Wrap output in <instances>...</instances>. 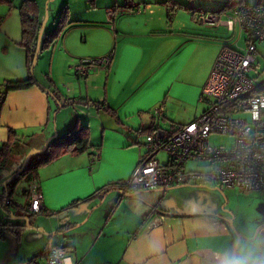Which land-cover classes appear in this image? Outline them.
Segmentation results:
<instances>
[{
    "label": "crops",
    "instance_id": "0c3cea01",
    "mask_svg": "<svg viewBox=\"0 0 264 264\" xmlns=\"http://www.w3.org/2000/svg\"><path fill=\"white\" fill-rule=\"evenodd\" d=\"M54 1L56 18L66 5L65 19L70 23L49 49L40 51L33 70L37 84L5 96L0 146L13 129L22 147L34 152L50 138L82 125L89 127L91 146L77 155L63 153L39 168L38 179L29 181L26 201L31 188L37 187L45 209L42 214L51 217L35 218L32 223L30 218L0 220L23 225L18 235L7 232L0 239L8 243V253L11 250L8 264L43 258L49 243L63 246L72 264H215L216 254L232 247L237 234L239 241L249 236L248 222L239 219L237 224L236 211L225 215L148 207L138 202V196L122 193L114 185L146 156L147 134L168 137L206 108L201 96L217 55L225 46H244L245 32L225 24L233 10L215 13L226 0H191L196 12L219 15V22L209 24L187 9L170 11L166 0ZM19 3H0V80L29 75L27 53L19 45ZM39 18L43 22V13ZM46 22L47 18L43 32ZM256 47L257 56L264 50V40ZM111 51L113 61L107 70L83 75L74 70L81 58ZM44 88H54L58 99ZM62 98L67 101L64 105L59 104ZM159 106L164 112L161 117L153 114ZM96 152L98 157L92 160ZM159 154L153 157L166 163L168 156L162 162ZM7 167L0 173V194L15 171ZM14 214H20L18 209ZM258 225L255 232L264 235V223ZM59 228L66 232L53 234Z\"/></svg>",
    "mask_w": 264,
    "mask_h": 264
},
{
    "label": "built area",
    "instance_id": "2783aa9c",
    "mask_svg": "<svg viewBox=\"0 0 264 264\" xmlns=\"http://www.w3.org/2000/svg\"><path fill=\"white\" fill-rule=\"evenodd\" d=\"M201 22L215 24L219 15L201 11ZM225 24L230 30L240 27L246 34L244 46H225L216 57L201 100L207 103L202 113L179 126L170 136L147 134L146 156L130 175L114 186L122 193L161 189L190 183H214L242 192H264V79L250 75L256 61V45L264 40V0L235 8ZM113 51L96 57L81 58L74 66L76 73L107 70ZM153 114L163 116L161 106ZM233 137L229 146L209 142L212 133ZM163 150L167 161L160 164L153 155ZM98 153L92 156L96 160ZM195 164L196 168L188 166ZM10 205L9 196L1 194ZM23 210L29 214L43 213L40 190L33 186ZM29 264H72L66 249L50 243L43 258Z\"/></svg>",
    "mask_w": 264,
    "mask_h": 264
},
{
    "label": "trees",
    "instance_id": "16d2710c",
    "mask_svg": "<svg viewBox=\"0 0 264 264\" xmlns=\"http://www.w3.org/2000/svg\"><path fill=\"white\" fill-rule=\"evenodd\" d=\"M0 3L11 5L12 0H0ZM165 4L170 11L177 8L187 9L192 12L194 18L198 19L199 11L196 12V7L191 5V0H187L186 3H182L179 0H166ZM243 4V0H226L221 9L215 13H220L221 11H232ZM66 13L67 6L65 5L59 13V17L54 28H52L49 32H43L39 46V53L40 51L49 48L59 37L62 30L70 23V21L65 19L67 16ZM19 14L21 20V40L19 45L24 47L26 50L29 75L25 78L0 80V113L3 101L8 92L26 89L37 84L34 73L31 72L33 58L37 51L38 33L42 25V21L39 18L37 2L35 0H21L19 4ZM49 87H52L51 83ZM50 89L51 91L49 89L48 91L51 96L58 99V96L54 90H52L54 88ZM59 104L64 105L66 104V101ZM23 145L24 143L20 141V138H18L17 132L13 129H9L8 140L0 146V173L3 169H5L11 158H15L16 155L21 153V147ZM90 146V130L87 125L74 126L66 132L50 138L42 149L29 154L27 160L25 162L23 161L16 173H13L5 180L2 194L10 197L20 178H26L28 181L38 179L39 168L57 159L63 153L69 152L77 155L86 151ZM2 204L13 215L14 212L9 210L3 202ZM43 212H45V209H43ZM22 226L23 225L16 224L11 220L0 221V239H4L7 232L18 235ZM63 230L65 229H58V231Z\"/></svg>",
    "mask_w": 264,
    "mask_h": 264
},
{
    "label": "rangeland",
    "instance_id": "374dc122",
    "mask_svg": "<svg viewBox=\"0 0 264 264\" xmlns=\"http://www.w3.org/2000/svg\"><path fill=\"white\" fill-rule=\"evenodd\" d=\"M35 1L37 2L39 12L43 13V21L45 20V18H47L45 32H49L52 27L54 28L58 20L56 18L57 13L54 14V7L57 3L54 0ZM19 2H21V0H19ZM54 19H56L55 22ZM256 57L257 63L253 66L250 75L252 77H255V79H264V50H262V52ZM40 66V63L36 66L35 75H38ZM209 142L216 146H229L233 142V137L216 132L212 133L209 136ZM29 152V150L25 149L24 147H21V153L19 154L24 153V157L16 155L14 159L11 158L12 161L8 163L7 168L14 169V173H16L17 169L22 165L23 161L25 160V157L28 155ZM159 152L160 160H162V162H165L167 153L163 150H160ZM188 166L196 168L195 164H188ZM28 183L29 181L26 178H20L17 184L15 185L12 195L10 196L13 202L16 204L12 208H10L11 211L14 212L15 209H18L20 214L13 213L12 215L3 206L1 201L2 199L0 198V220L12 219L18 221L23 218V220H25L26 222L27 218H30V223H32L35 218L40 217L44 219L52 216V214L47 213H40L36 215L26 214L25 211L21 208L26 202L24 190L28 187ZM262 194L264 193H261L260 195L255 194L253 192H241L227 187H220L219 185L214 183H190L171 187L167 190H158L153 192H137L134 193L133 196H138V202H144L146 206H154L158 209L176 207L177 209H181L184 212L207 211L209 213L216 212L225 215L229 214L230 210L234 211V213L236 211L238 213L236 223L239 224V219H245L248 222V230H250L249 232L252 233L255 232V229L259 228L258 223H264V207H262L264 206V195ZM14 216L18 217L13 219ZM232 223V226L235 227V223L233 221ZM255 233L259 234L258 230ZM2 242L3 241L0 240V264H8V259L11 250L8 253V243L2 244Z\"/></svg>",
    "mask_w": 264,
    "mask_h": 264
},
{
    "label": "clouds",
    "instance_id": "9594fccd",
    "mask_svg": "<svg viewBox=\"0 0 264 264\" xmlns=\"http://www.w3.org/2000/svg\"><path fill=\"white\" fill-rule=\"evenodd\" d=\"M215 264H264V235L250 233L247 239L218 252Z\"/></svg>",
    "mask_w": 264,
    "mask_h": 264
},
{
    "label": "water",
    "instance_id": "95a60500",
    "mask_svg": "<svg viewBox=\"0 0 264 264\" xmlns=\"http://www.w3.org/2000/svg\"><path fill=\"white\" fill-rule=\"evenodd\" d=\"M43 28H44V21L42 22V25H41V28H40V30H39V33H38V41H37V51H36V53H35V55H34V58H33V63H32V67H31V72H33V70H34V67H35V64H36V62H37V59H38V55H39V46H40V43H41V38H42V34H43ZM44 89H46V90H48L47 88H44ZM61 101V103H63V102H65L66 100H64L63 98L60 100ZM67 102V101H66ZM70 102V101H69ZM75 102H77V101H75ZM159 133H160V131H158ZM32 152H29L28 153V155L29 154H31ZM28 155L25 157V160H24V162L27 160V157H28ZM134 193H127V195H133ZM1 195V194H0ZM3 202V201H2ZM4 203V202H3ZM5 204V203H4ZM6 205V204H5ZM14 205H16L13 201H12V203L10 204V205H6L8 208H9V210H11L10 208H12ZM22 208V207H21ZM23 209V208H22ZM229 225L234 229V227L232 226V221L230 220L229 221ZM64 232H66V230H63V231H58V229L57 230H55L54 232H53V234L54 233H61V234H63ZM239 240H240V236H239V234H237V240H236V242H239ZM235 242V243H236ZM50 244V243H49Z\"/></svg>",
    "mask_w": 264,
    "mask_h": 264
}]
</instances>
